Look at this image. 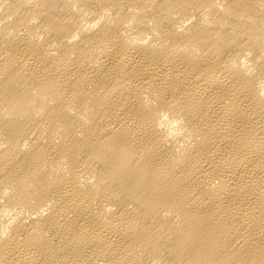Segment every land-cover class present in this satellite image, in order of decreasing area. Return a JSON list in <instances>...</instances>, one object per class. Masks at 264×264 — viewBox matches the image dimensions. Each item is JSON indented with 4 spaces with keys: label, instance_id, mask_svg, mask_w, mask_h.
Wrapping results in <instances>:
<instances>
[{
    "label": "bare ground",
    "instance_id": "bare-ground-1",
    "mask_svg": "<svg viewBox=\"0 0 264 264\" xmlns=\"http://www.w3.org/2000/svg\"><path fill=\"white\" fill-rule=\"evenodd\" d=\"M0 264H264V0H0Z\"/></svg>",
    "mask_w": 264,
    "mask_h": 264
}]
</instances>
